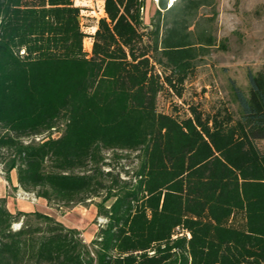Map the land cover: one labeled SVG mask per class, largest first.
Segmentation results:
<instances>
[{"label":"trees","instance_id":"obj_1","mask_svg":"<svg viewBox=\"0 0 264 264\" xmlns=\"http://www.w3.org/2000/svg\"><path fill=\"white\" fill-rule=\"evenodd\" d=\"M157 6L143 33L141 0H103L88 34L72 0H0L2 170L48 203L102 195L105 218L87 243L0 196V264H264V63L230 80L235 115L158 110L215 46L218 0ZM108 150L137 151L134 171Z\"/></svg>","mask_w":264,"mask_h":264},{"label":"rangeland","instance_id":"obj_2","mask_svg":"<svg viewBox=\"0 0 264 264\" xmlns=\"http://www.w3.org/2000/svg\"><path fill=\"white\" fill-rule=\"evenodd\" d=\"M33 3V0H22ZM81 7L79 21L83 31L91 34L96 29L97 20L104 15L103 0H72ZM141 21L139 30L143 33L150 29L152 15L157 9L158 0H141ZM172 1V0H170ZM216 44L198 60L197 66L184 83L182 97L172 91H162L157 100V108L165 112H187L189 104L197 105L205 113L225 107L236 114L237 105L230 90L233 79L244 91L247 90L248 70H257L264 63V0H218V15L214 22ZM83 48L90 54L91 38L83 39ZM55 134V133H54ZM256 145L264 151V139L256 140ZM114 171L123 177L125 171L132 173L137 165V151L108 150ZM2 169V164L0 163ZM107 169V166H104ZM4 171L2 170L1 173ZM102 199L95 196L84 204L48 203L51 216L59 219L66 226L80 230V237L85 242L91 240L97 225L101 223L97 216V203ZM110 201L105 204L108 205ZM13 223L14 229L17 223Z\"/></svg>","mask_w":264,"mask_h":264},{"label":"crops","instance_id":"obj_3","mask_svg":"<svg viewBox=\"0 0 264 264\" xmlns=\"http://www.w3.org/2000/svg\"><path fill=\"white\" fill-rule=\"evenodd\" d=\"M91 43H92V38H91ZM18 187H19V184H18L17 177H16V171L14 169L10 170L7 174L5 172L3 173L0 172V196L6 197V205H7V208L11 212L40 211V212L49 214L48 209L50 210L52 208L47 203L46 199L42 197H38L36 202H31L28 200L16 198L15 191L18 189ZM93 235L94 234H92V236L90 235L89 238H92Z\"/></svg>","mask_w":264,"mask_h":264},{"label":"built area","instance_id":"obj_4","mask_svg":"<svg viewBox=\"0 0 264 264\" xmlns=\"http://www.w3.org/2000/svg\"><path fill=\"white\" fill-rule=\"evenodd\" d=\"M171 2V1H170ZM36 139H39L40 137L37 136L35 137ZM0 172H2V169L0 168ZM15 197L19 198V199H24V200H28L31 202H36L38 199V196L35 194L34 191H27L22 189L20 186L18 187V189L15 191ZM100 221H102L101 223H103L105 221V218L102 216H99ZM100 224V223H99ZM20 227V222L17 223L15 228H19ZM187 236H189V233L186 232Z\"/></svg>","mask_w":264,"mask_h":264},{"label":"water","instance_id":"obj_5","mask_svg":"<svg viewBox=\"0 0 264 264\" xmlns=\"http://www.w3.org/2000/svg\"><path fill=\"white\" fill-rule=\"evenodd\" d=\"M172 2V1H171ZM78 19H80V17L78 16Z\"/></svg>","mask_w":264,"mask_h":264}]
</instances>
